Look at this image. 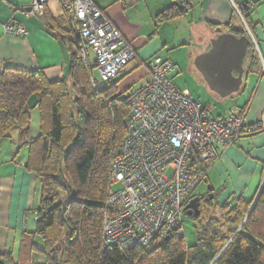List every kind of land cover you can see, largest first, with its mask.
<instances>
[{
    "label": "trees",
    "instance_id": "trees-1",
    "mask_svg": "<svg viewBox=\"0 0 264 264\" xmlns=\"http://www.w3.org/2000/svg\"><path fill=\"white\" fill-rule=\"evenodd\" d=\"M233 4L253 35L247 3ZM191 7V0H185L183 9L168 8L156 20L170 21ZM43 17L47 27L59 29V37L69 43L67 79L51 83L39 71L0 67V139L18 129L19 146L28 150L25 169L40 184L33 238L23 246L25 261L33 264L36 254L44 264H264V185L254 201L238 200L220 208L209 201L198 207L199 216H190L193 246L172 232L148 247L126 253L102 250L110 163L119 153L129 114L123 97L126 92L116 94L113 83L101 92L94 91L93 64L80 60L77 37L69 31L66 16L53 20L45 10ZM229 33L246 36L243 27ZM32 98L40 117L35 140L29 138ZM239 110L244 114V108ZM206 204L212 205L214 213L208 218Z\"/></svg>",
    "mask_w": 264,
    "mask_h": 264
},
{
    "label": "crops",
    "instance_id": "crops-1",
    "mask_svg": "<svg viewBox=\"0 0 264 264\" xmlns=\"http://www.w3.org/2000/svg\"><path fill=\"white\" fill-rule=\"evenodd\" d=\"M91 1L135 52V59L113 82L116 94L136 91L148 83L150 77L146 62L154 57L172 63L174 68L170 77L174 85L173 76H202L195 67V59L210 49L211 40L219 34L244 28L233 3H247L246 13L253 28L251 35L258 51H250L251 38L244 28L248 49L239 90L225 98H220L211 90L212 95L200 92V97H197L175 86L208 107L215 118L223 117L230 108H244L246 125L264 122V72L261 62H264V0H191V9L160 23L156 20L158 14L173 6L183 9L182 2L185 0H180L181 4L178 0ZM45 10L53 20L63 19L64 12L57 0H47ZM8 22L21 25L25 35L4 33L3 25ZM69 64V43L59 37V29L50 30L44 17L39 18L30 11V0H0L1 68L39 71L48 82L53 83L67 79ZM90 71L92 79L96 80L98 76L93 65ZM35 102V98L30 100L28 113L30 140H35L40 132V117ZM27 154V147L19 146L17 128L0 139V264H29L24 259L23 246L33 238L40 184L35 175L25 169ZM263 185L264 131L251 136L243 135L233 146L220 152L193 198L205 197L208 202H213L215 208H220L238 200L254 201ZM196 192L199 194L196 195ZM37 244L41 245L38 240ZM32 263L44 264V261L34 254Z\"/></svg>",
    "mask_w": 264,
    "mask_h": 264
},
{
    "label": "built area",
    "instance_id": "built-area-1",
    "mask_svg": "<svg viewBox=\"0 0 264 264\" xmlns=\"http://www.w3.org/2000/svg\"><path fill=\"white\" fill-rule=\"evenodd\" d=\"M57 1L69 31L77 37L80 60L93 62L98 78L92 79V89L105 90L135 59V52L91 0ZM46 4L47 0H30V11L42 18ZM244 28L251 38L250 51H258ZM3 31L25 35L23 27L12 22L4 24ZM173 68L169 60L152 58L146 62L149 82L123 95L129 114L119 153L110 163L111 189L101 228L103 251L126 253L148 247L172 232L183 237L182 210L220 152L242 135L264 131L263 121L246 125L238 108L213 117L208 107L173 84Z\"/></svg>",
    "mask_w": 264,
    "mask_h": 264
},
{
    "label": "water",
    "instance_id": "water-1",
    "mask_svg": "<svg viewBox=\"0 0 264 264\" xmlns=\"http://www.w3.org/2000/svg\"><path fill=\"white\" fill-rule=\"evenodd\" d=\"M247 49L248 40L245 36L219 34L211 40L210 49L195 59V67L202 74L209 90L220 98L228 97L239 90ZM198 207V197L192 198L184 208L186 215L191 216L193 213L199 216Z\"/></svg>",
    "mask_w": 264,
    "mask_h": 264
},
{
    "label": "rangeland",
    "instance_id": "rangeland-1",
    "mask_svg": "<svg viewBox=\"0 0 264 264\" xmlns=\"http://www.w3.org/2000/svg\"><path fill=\"white\" fill-rule=\"evenodd\" d=\"M173 77H175L174 83L177 87L179 86V88H181V89H186L191 94H195L197 97H200L199 96L200 92L204 93V94H205V92H207L208 94L212 95V92L208 89V86H207L203 76H190L189 75V76H173ZM217 100H220V99L217 98ZM117 189H118L117 187H114L115 191ZM198 192H196V195L199 194ZM204 209L207 213L206 218H208V217H210V215L214 214V213H211V210L213 209L212 205L210 207L209 205L206 204ZM219 216H220V214L217 212L216 217H219ZM181 222H182V230H183V234H184V241L186 242V244L188 246H193L195 244L194 220L190 216H187L186 214H182L181 215Z\"/></svg>",
    "mask_w": 264,
    "mask_h": 264
},
{
    "label": "flooded vegetation",
    "instance_id": "flooded-vegetation-1",
    "mask_svg": "<svg viewBox=\"0 0 264 264\" xmlns=\"http://www.w3.org/2000/svg\"><path fill=\"white\" fill-rule=\"evenodd\" d=\"M198 199H199V207H203V204L208 203L207 198H205V197H198ZM192 215H194V214L192 213Z\"/></svg>",
    "mask_w": 264,
    "mask_h": 264
}]
</instances>
